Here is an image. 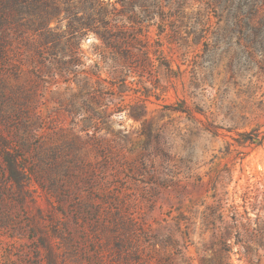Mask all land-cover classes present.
<instances>
[{"label":"rangeland","instance_id":"1","mask_svg":"<svg viewBox=\"0 0 264 264\" xmlns=\"http://www.w3.org/2000/svg\"><path fill=\"white\" fill-rule=\"evenodd\" d=\"M60 2L16 44L48 58L45 82L22 66L17 84L36 91L42 185L22 193L0 156V264H70L66 222L171 232L190 264H264V0Z\"/></svg>","mask_w":264,"mask_h":264},{"label":"trees","instance_id":"2","mask_svg":"<svg viewBox=\"0 0 264 264\" xmlns=\"http://www.w3.org/2000/svg\"><path fill=\"white\" fill-rule=\"evenodd\" d=\"M58 3L60 0H0V126L7 133L0 134V156L7 164L8 181L16 183L22 193L28 192L26 187L32 182L42 185L39 176L27 166L33 163L27 150L41 142L43 126L39 124L41 118L34 102L36 91L17 84L26 71L32 80L45 82L38 65L46 56L44 48H35V56L24 57L16 44L22 41L31 47L27 35H39L48 28V21L61 11ZM45 68L47 73L50 69ZM57 75L64 76L65 72H54L53 76ZM14 156L21 157L22 166ZM54 193L61 202L71 198L73 192ZM73 225L66 222L63 227L69 241L70 264H190L171 232L149 233L137 222H73Z\"/></svg>","mask_w":264,"mask_h":264}]
</instances>
